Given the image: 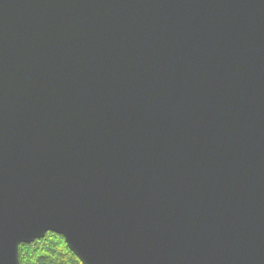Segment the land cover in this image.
Here are the masks:
<instances>
[{
	"label": "water",
	"instance_id": "1",
	"mask_svg": "<svg viewBox=\"0 0 264 264\" xmlns=\"http://www.w3.org/2000/svg\"><path fill=\"white\" fill-rule=\"evenodd\" d=\"M264 264V0H0V264Z\"/></svg>",
	"mask_w": 264,
	"mask_h": 264
},
{
	"label": "trees",
	"instance_id": "2",
	"mask_svg": "<svg viewBox=\"0 0 264 264\" xmlns=\"http://www.w3.org/2000/svg\"><path fill=\"white\" fill-rule=\"evenodd\" d=\"M18 255L20 264H82L64 238L51 231L31 243L19 244Z\"/></svg>",
	"mask_w": 264,
	"mask_h": 264
}]
</instances>
